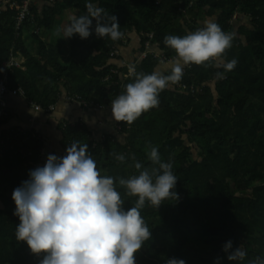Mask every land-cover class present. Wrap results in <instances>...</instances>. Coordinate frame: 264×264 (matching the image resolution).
Returning a JSON list of instances; mask_svg holds the SVG:
<instances>
[{
	"label": "trees",
	"instance_id": "16d2710c",
	"mask_svg": "<svg viewBox=\"0 0 264 264\" xmlns=\"http://www.w3.org/2000/svg\"><path fill=\"white\" fill-rule=\"evenodd\" d=\"M11 1L18 5L0 6V79L7 74L10 88L22 89L28 100L43 109L56 104L63 89L87 107L107 108L134 82L128 66H134L136 73L151 74L160 65L154 53L131 65L113 64L117 53L115 57L111 53L117 52L121 40L97 37L95 20L88 39L68 38L70 59L65 64L62 45L44 38L67 13L71 23L87 14L89 0H42L46 5L40 12L32 4L19 29L22 0ZM91 2L104 9L105 20L117 18L122 37L136 32L140 51H146L147 43L156 44L166 62L175 56L164 44L166 36L183 37L215 16L222 30L234 35L225 60L238 63L226 73L212 63L186 66L183 82L199 91L186 94L176 85L168 87L160 93L157 107L131 124L118 122L115 137L106 134L96 140L81 123L65 125L63 152L56 156L63 157L73 142L86 143L101 175L115 178L125 210L135 206L137 198L128 196L118 179L138 175L134 162L154 167L148 153L156 147L161 159L172 164L178 199L165 200L157 209L146 203L141 210L152 236L135 254V264H167L171 258L183 259L185 264L217 260L236 264L227 260L223 250L229 240L233 250L241 246L246 251L242 264L264 258V0ZM236 15L250 25L234 31L231 21ZM18 55L25 59V70L3 67ZM7 123L8 118L2 119L0 127ZM16 136L5 130L0 141V264H40L44 254L34 255L16 240L19 219L11 197L47 157L40 155L42 141L28 137L21 143L23 135ZM119 155L125 156L123 163L116 159Z\"/></svg>",
	"mask_w": 264,
	"mask_h": 264
},
{
	"label": "clouds",
	"instance_id": "9594fccd",
	"mask_svg": "<svg viewBox=\"0 0 264 264\" xmlns=\"http://www.w3.org/2000/svg\"><path fill=\"white\" fill-rule=\"evenodd\" d=\"M86 9L87 14L74 18L65 30V38L88 39L93 34V20L97 37L122 38L114 15L105 20L104 9L91 0ZM233 39V34L212 19L183 37L166 36L164 44L173 50L174 58L163 64V70L158 67L151 74L136 73L135 67L129 66L135 79L111 102L114 121L131 124L157 107L160 93L181 81L185 66L212 63L225 73L232 71L238 61H227L224 54ZM216 75L218 79L222 76ZM116 159L123 163L125 156ZM148 159L154 167L134 162L138 175L118 179L126 194L137 198L135 206L125 210L115 178L101 175L86 143L73 142L63 157L48 155L44 166L31 170L29 178L12 193L14 215L19 219L16 240L24 242L34 255L43 253L40 264H135V254L152 236L141 210L146 203L157 209L165 200L178 199L172 164L161 159L156 147H151ZM223 250L228 253L227 260L236 264H242L247 256L241 246L233 250L231 240ZM167 264L185 261L171 258ZM249 264H264V258L257 257Z\"/></svg>",
	"mask_w": 264,
	"mask_h": 264
},
{
	"label": "crops",
	"instance_id": "0c3cea01",
	"mask_svg": "<svg viewBox=\"0 0 264 264\" xmlns=\"http://www.w3.org/2000/svg\"><path fill=\"white\" fill-rule=\"evenodd\" d=\"M3 1V6L6 4L10 5L12 3L11 0ZM31 2L39 10V12L46 5V2L42 0H31ZM17 5L18 4L14 2L13 8ZM189 6H191V3ZM70 14L71 13H67L65 20L62 19V21H59V23L55 25L54 31L50 34H46L44 38L49 42H54L56 45H62L61 47L64 53V60H62V62L65 64H67L68 59H70V46L68 38L64 37L65 30L71 25ZM241 18L243 19V22H247L244 17ZM208 19H212L214 22H216L215 16L206 18L205 20ZM240 26L241 25H239V27ZM120 40L122 45L117 47V58L112 61V63L115 65H120L119 63L122 62L125 65H131L137 61L136 59H142L145 52L147 54H162L159 52L158 46L156 44H150L149 47L146 48V51L142 53L140 51V37L134 31L128 32ZM150 40H152V38ZM31 49H33V52H35L36 45L32 44ZM15 60L19 64V69H26L24 66L25 59L22 56H15ZM163 64H165V62H160V65L158 66L161 68V70H163ZM9 90L10 91L6 97L8 104L7 116L4 118H8V123L0 127V139L3 131L5 132V130L10 131L15 128H22L27 132V135L29 133L34 134L39 141H42V148L40 151L42 159H45L50 154L59 155L63 152V134L61 129H63L65 125L68 124L72 125L81 123L85 125L91 132L93 139L98 137L96 140L102 139L106 134L112 135L114 137L117 135L115 127L118 122L114 121L112 118L111 106L109 109H93L90 107H85L80 102L69 101V94H67L66 90L63 89L56 104L52 105V110L47 109L43 111H35L27 103L26 96L24 97L20 95L18 90L12 89L10 86ZM61 112L62 115H60ZM112 127L114 129H112ZM95 133L97 134L95 135ZM24 139L25 135H23L21 143L24 142ZM0 141H2V139Z\"/></svg>",
	"mask_w": 264,
	"mask_h": 264
},
{
	"label": "built area",
	"instance_id": "2783aa9c",
	"mask_svg": "<svg viewBox=\"0 0 264 264\" xmlns=\"http://www.w3.org/2000/svg\"><path fill=\"white\" fill-rule=\"evenodd\" d=\"M53 1V0H50ZM4 1L0 0V6H3ZM32 5L31 0H22L21 2V10L20 13L17 17V23H16V29H19L21 26V23L24 21V19H26V17L29 15L30 13V8L29 6ZM10 8H13V4L10 5ZM148 38L151 39L152 38V34L148 35ZM149 43L146 44V47H149ZM117 52H113L111 53V57H115L114 55H116ZM147 56V53L145 52L143 55V58ZM156 57V55H155ZM160 60V62H165L167 63L163 57L162 54H159V57H157ZM170 61V60H169ZM3 67H5V69H10V68H19V64L16 62L14 57H10V59L5 62L3 64ZM185 70H183L184 73ZM176 85V88L178 89L179 92L181 93H186L188 94L190 93H194L195 91H199V88H195L192 84L191 85H186L183 80L181 79L180 82H178ZM18 93L22 96L25 97V93L22 89H17ZM9 82H8V75L4 74L3 77L0 79V122L2 119H4L7 116V109H8V104H7V94L9 93ZM27 103L35 110V111H43V110H47V109H51L53 106H49L47 109H43L42 106L33 103L31 100H28L26 97ZM68 100L69 101H73V102H80L81 104H83L85 107H87V105L84 102L79 101L78 97H69L68 96ZM51 107V108H50ZM12 132V134H16L17 136L19 135H25V139L24 142L25 143L28 139V137L32 138V139H37V137L34 134H31L30 136L27 135V132L22 129V128H15L10 130ZM28 136V137H26ZM29 140V139H28Z\"/></svg>",
	"mask_w": 264,
	"mask_h": 264
},
{
	"label": "rangeland",
	"instance_id": "374dc122",
	"mask_svg": "<svg viewBox=\"0 0 264 264\" xmlns=\"http://www.w3.org/2000/svg\"><path fill=\"white\" fill-rule=\"evenodd\" d=\"M188 15V14H187ZM231 23H232V26H233V30L234 31H236L237 30V28L239 27V25H250L249 24V22H248V20H247V22H243V19L241 18V17H239L238 15H236L233 19H232V21H231ZM202 25H203V23H202ZM28 40H27V44H28ZM29 45V48H30V44H28ZM155 55H156V57H159V54L158 53H155ZM141 57V56H140ZM145 57V56H144ZM120 65H125L123 62L122 63H119ZM129 67V66H128ZM167 72H165V74H166ZM210 86L212 85V83H210L209 84ZM110 108V106L109 107H107V109H109ZM115 127V126H114ZM118 125H116V127H115V130L117 131L118 130ZM112 129H114L113 127H112ZM97 133H95V135H96ZM100 137V136H99ZM96 139H98V137H96Z\"/></svg>",
	"mask_w": 264,
	"mask_h": 264
}]
</instances>
